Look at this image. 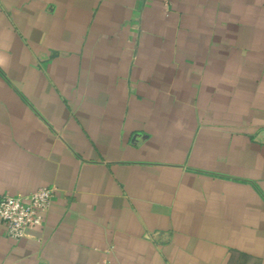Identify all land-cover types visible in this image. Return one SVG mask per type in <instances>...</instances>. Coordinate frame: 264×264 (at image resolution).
Listing matches in <instances>:
<instances>
[{
    "label": "crops",
    "instance_id": "0c3cea01",
    "mask_svg": "<svg viewBox=\"0 0 264 264\" xmlns=\"http://www.w3.org/2000/svg\"><path fill=\"white\" fill-rule=\"evenodd\" d=\"M44 188L0 264H264V0H0V197Z\"/></svg>",
    "mask_w": 264,
    "mask_h": 264
},
{
    "label": "built area",
    "instance_id": "2783aa9c",
    "mask_svg": "<svg viewBox=\"0 0 264 264\" xmlns=\"http://www.w3.org/2000/svg\"><path fill=\"white\" fill-rule=\"evenodd\" d=\"M55 195L54 189L44 188L27 196L0 197V228L5 227L11 239H24L44 225Z\"/></svg>",
    "mask_w": 264,
    "mask_h": 264
}]
</instances>
